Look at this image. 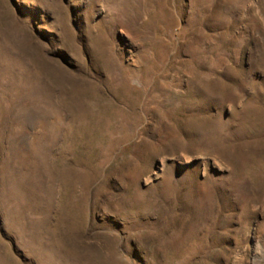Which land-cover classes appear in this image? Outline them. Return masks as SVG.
Wrapping results in <instances>:
<instances>
[{
	"label": "rangeland",
	"instance_id": "1",
	"mask_svg": "<svg viewBox=\"0 0 264 264\" xmlns=\"http://www.w3.org/2000/svg\"><path fill=\"white\" fill-rule=\"evenodd\" d=\"M0 264H264V0H0Z\"/></svg>",
	"mask_w": 264,
	"mask_h": 264
}]
</instances>
